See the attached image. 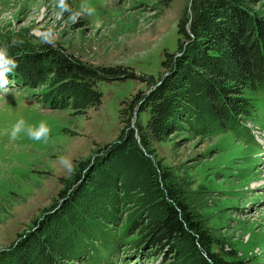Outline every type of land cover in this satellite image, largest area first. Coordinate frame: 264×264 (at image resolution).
Returning <instances> with one entry per match:
<instances>
[{
  "label": "trees",
  "instance_id": "1",
  "mask_svg": "<svg viewBox=\"0 0 264 264\" xmlns=\"http://www.w3.org/2000/svg\"><path fill=\"white\" fill-rule=\"evenodd\" d=\"M261 1L189 0L177 23L176 50L163 52L157 78L89 64L59 44L0 36L16 62L8 87H45L37 94L44 108L85 113L100 105L102 81L145 84L121 110L126 118L115 141L77 163L51 208L0 251V264H73L97 231L121 220L143 262L154 256L157 264H234L226 259L234 252L191 210L184 187L151 157L149 145L184 130L201 137L226 132L250 119L249 94L264 85V16L254 8ZM141 111L148 113L145 125Z\"/></svg>",
  "mask_w": 264,
  "mask_h": 264
},
{
  "label": "rangeland",
  "instance_id": "2",
  "mask_svg": "<svg viewBox=\"0 0 264 264\" xmlns=\"http://www.w3.org/2000/svg\"><path fill=\"white\" fill-rule=\"evenodd\" d=\"M166 2L65 0L69 10L59 13L55 0H0V36L59 44L89 64L120 65L136 76L157 78L163 52L176 50L177 23L189 4ZM81 6L95 11L88 15ZM254 8L264 16V0ZM70 12H80L74 23L67 19ZM44 88L0 90V251L51 208L61 181L70 175L57 157L69 158L73 170L79 161H92L98 146L115 141L126 118L121 110L145 84L131 78L102 81L100 105L85 113L44 108L37 101ZM249 95L254 113L242 127L206 137L184 130L149 145L151 157L184 187L191 210L234 252L226 257L234 264H264V85ZM18 118L33 128L44 122L47 139L35 141L23 131L10 139ZM147 118L141 111L138 121L145 125ZM97 232L73 264L159 262L154 256L143 262L132 253L133 235L127 234L124 220Z\"/></svg>",
  "mask_w": 264,
  "mask_h": 264
},
{
  "label": "clouds",
  "instance_id": "3",
  "mask_svg": "<svg viewBox=\"0 0 264 264\" xmlns=\"http://www.w3.org/2000/svg\"><path fill=\"white\" fill-rule=\"evenodd\" d=\"M55 6L59 9V13H63L64 11L69 10L68 5L65 3V0H55ZM81 11L85 12L88 15H91L94 13L95 9L92 7L85 8L81 6ZM79 15L80 12H76L74 14L70 12L67 19L69 22L74 23L77 16ZM15 66V59L9 54V46L0 45V90L7 91L9 84L7 74H9L15 68ZM22 131L26 132V134L35 141H39L41 139L46 140L48 137V128L44 122H40L35 128H33L30 125H26L23 118H18L11 127L9 138L15 140L17 135ZM57 160L69 173L72 172V162L69 158L58 156Z\"/></svg>",
  "mask_w": 264,
  "mask_h": 264
}]
</instances>
